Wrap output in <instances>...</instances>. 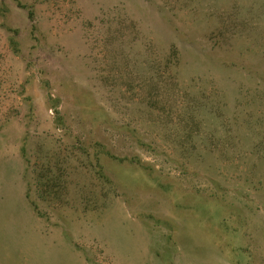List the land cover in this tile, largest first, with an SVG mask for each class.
Returning a JSON list of instances; mask_svg holds the SVG:
<instances>
[{
    "label": "rangeland",
    "instance_id": "374dc122",
    "mask_svg": "<svg viewBox=\"0 0 264 264\" xmlns=\"http://www.w3.org/2000/svg\"><path fill=\"white\" fill-rule=\"evenodd\" d=\"M20 1L0 264H264V0Z\"/></svg>",
    "mask_w": 264,
    "mask_h": 264
},
{
    "label": "trees",
    "instance_id": "16d2710c",
    "mask_svg": "<svg viewBox=\"0 0 264 264\" xmlns=\"http://www.w3.org/2000/svg\"><path fill=\"white\" fill-rule=\"evenodd\" d=\"M18 1V4L19 5H23V3L20 1V0H17ZM29 15H30V17H32V11H29ZM237 253H239V255L241 254V252H237Z\"/></svg>",
    "mask_w": 264,
    "mask_h": 264
}]
</instances>
